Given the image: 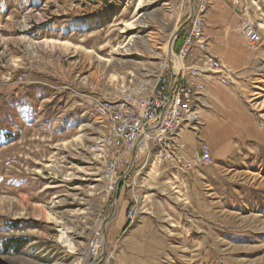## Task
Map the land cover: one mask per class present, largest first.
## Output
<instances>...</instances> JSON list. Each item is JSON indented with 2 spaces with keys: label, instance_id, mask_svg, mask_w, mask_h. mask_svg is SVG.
Wrapping results in <instances>:
<instances>
[{
  "label": "rangeland",
  "instance_id": "obj_1",
  "mask_svg": "<svg viewBox=\"0 0 264 264\" xmlns=\"http://www.w3.org/2000/svg\"><path fill=\"white\" fill-rule=\"evenodd\" d=\"M191 1L143 0L139 8V0H120L102 21L93 19L101 0H0L11 14L0 28V85L27 87L15 98L0 91V264H92L103 235L97 264H264V0L241 2L263 35L255 48L246 41L251 60L228 66V86L207 84L198 121H185L193 134L180 154L192 168L160 147L150 155L137 149L123 157L121 171L131 170L114 191L105 177L108 148L97 149L105 126L91 98H116L146 77L154 87L189 31ZM219 1L206 0L204 19ZM226 1L242 33V11ZM65 18L63 37L45 26ZM41 41L79 50L33 48ZM215 90L228 105L223 113L207 104ZM205 112L224 132L204 130ZM203 141L212 146L210 164L199 162ZM14 237L31 243L9 250Z\"/></svg>",
  "mask_w": 264,
  "mask_h": 264
},
{
  "label": "built area",
  "instance_id": "obj_2",
  "mask_svg": "<svg viewBox=\"0 0 264 264\" xmlns=\"http://www.w3.org/2000/svg\"><path fill=\"white\" fill-rule=\"evenodd\" d=\"M195 1L189 31L174 54L167 75H159L158 87H151V77H146L138 79L136 84H129L116 98H91V106H100L104 118H112V126H105L103 136L104 142H108L105 177L109 182V190L116 191L129 175L131 169L121 171L125 162L123 157L131 153L135 155L137 149L147 150L150 155L153 147H163V157L182 160L185 168L193 167V162H185L180 154L185 145L179 140V133L173 132V122L176 119H188V124L197 122L195 107L207 84L216 82L228 86L233 75L231 69L211 51L202 13L206 0ZM231 1L235 8L242 11L240 20L243 36L251 48L257 47L263 41L262 33L253 29L251 15L247 8L243 9L242 0ZM115 128H123V136H115ZM199 154V162L212 163L209 143H201ZM135 215L133 207L130 210V222L135 219Z\"/></svg>",
  "mask_w": 264,
  "mask_h": 264
},
{
  "label": "crops",
  "instance_id": "obj_3",
  "mask_svg": "<svg viewBox=\"0 0 264 264\" xmlns=\"http://www.w3.org/2000/svg\"><path fill=\"white\" fill-rule=\"evenodd\" d=\"M119 1L120 0H105V1L101 0L100 5L97 7L99 8V11H96L93 19L96 20L101 19L103 21L106 15L108 14L107 16H109V13L112 12L111 9H114V8L109 9L108 6L116 7ZM253 2L256 1L253 0ZM257 2L260 1L257 0ZM120 11L121 10H119L118 13ZM9 12L10 9H8L5 14L3 10V6L0 4V28L3 24V18L5 16L8 17L9 15H11ZM236 12L237 11L234 9V7L231 6L230 2H227L226 0H221L219 1V3L208 9V11L205 13V33L210 40L211 51L214 55L218 56L223 61V63H225L227 67L229 66L231 69L239 68L240 63L238 62H240L241 59L243 60L247 59V61L251 60L247 51L250 48L246 42V39L240 32V22L238 19L239 15ZM74 15L77 16V18L79 19V20L77 19L78 21H80V19H85L84 13H82L81 9L76 10ZM67 20L68 18L60 19V21H58L59 22L58 25L54 23H49L45 26L46 28L49 27L50 30H53L56 27L54 31L57 32L55 33L58 34L60 37H63L62 34L65 30H61L59 28L63 26L64 25L63 23ZM252 21H254L253 24L259 29V24L253 18ZM28 84L31 83L29 82ZM2 86L3 84L0 85V91L5 90L9 92L5 96H9L10 94H13L14 98L20 96L27 89V87L25 86L24 87L26 89L23 86L19 87L17 84L14 83L6 84L5 88H2ZM23 89L24 91L22 92ZM209 95H210V99H207V104L211 105L212 108H214L216 111L220 110V112L222 113L225 112V110L228 108V105H225V102H223L222 100L223 94L221 93V91L215 90L214 94L213 92H211ZM197 112H199V110H197ZM205 113L206 114L204 115L205 117L204 130H206L207 132H212V134L214 135L216 133L218 134L224 132L223 131L224 127L222 125L218 126V123L215 120L216 118L213 117V114L208 112ZM192 134L193 133L189 129V125H187L179 132V140L181 142L186 141L192 136ZM214 140L215 138L213 136H210V139L208 141H210L211 144H214L215 142Z\"/></svg>",
  "mask_w": 264,
  "mask_h": 264
},
{
  "label": "bare ground",
  "instance_id": "obj_4",
  "mask_svg": "<svg viewBox=\"0 0 264 264\" xmlns=\"http://www.w3.org/2000/svg\"><path fill=\"white\" fill-rule=\"evenodd\" d=\"M142 5H143V0H139V8H141ZM32 15H34V14L33 13H29L28 16L25 19V22L28 21L27 18L29 16H32ZM36 16L37 17L39 16V19H40L42 17V14H39L38 13ZM142 17H143V15L140 14L134 21H136L137 19H141ZM133 22L127 23V26L128 27H132L133 26ZM26 25H27V22H26ZM253 29H257V32H260L259 29H258V27H256L254 24H253ZM176 31L172 34L171 40L167 44V46H168L167 47V49H168L167 51H169V54H168L169 61L172 59V53L171 52H172L173 43L175 42V33H176ZM128 43H129V41H128ZM31 44H32L33 48L39 47V48H45V49H48V50L49 49H52V50L59 49V50H63V51L69 52V53L70 52H73V51L75 52V51H78L79 50L78 47H74V46H72V45H70L68 43L57 42V41H41L39 43H31ZM118 52H119V50H116V53H118ZM87 54L92 55L90 53H87ZM161 75H167V74H161ZM151 81L153 82L152 79H151ZM154 83L156 84L154 87H158V85H159V77L156 79V81ZM41 84H46V83L45 82H42ZM93 109H94L95 113L97 114V117L100 119L99 121L104 126H112V118H104V113L102 112V108H100V106H93ZM187 120L188 119H176V120H174V122H173V132L174 133H178L184 127V125L186 123L185 121H187ZM103 136H102V138H100L97 141V145H98V148L97 149L98 150H101L104 154H106L105 149L108 148V142H104V137ZM115 136H123V128H115ZM75 140H76V138H75ZM160 148L163 149V147H160ZM105 243H106V238L103 235L101 238L99 237V240L94 244L95 245V248H94L95 250H97L98 248L100 249L98 251L97 255H100L103 252Z\"/></svg>",
  "mask_w": 264,
  "mask_h": 264
},
{
  "label": "trees",
  "instance_id": "obj_5",
  "mask_svg": "<svg viewBox=\"0 0 264 264\" xmlns=\"http://www.w3.org/2000/svg\"><path fill=\"white\" fill-rule=\"evenodd\" d=\"M14 226L15 225H12L11 228H15ZM29 243H31V239L30 238H26V237H14V238H12V240L10 239V241H7V248L9 250H13L15 252H20ZM11 245L14 246V247H10Z\"/></svg>",
  "mask_w": 264,
  "mask_h": 264
},
{
  "label": "water",
  "instance_id": "obj_6",
  "mask_svg": "<svg viewBox=\"0 0 264 264\" xmlns=\"http://www.w3.org/2000/svg\"><path fill=\"white\" fill-rule=\"evenodd\" d=\"M191 2H192V3H191L192 12H191V13H193V11H194V0H192ZM177 34H178V31H176V33H175V40L177 39ZM170 66H171V65H170ZM105 238H106V236H105ZM106 240H107V238H106ZM105 252H106V243H105V246H104V250H103V252H102L100 255H97V256L95 257V259H94V261H93L92 264H97L98 261H99V259H100L101 257L104 256Z\"/></svg>",
  "mask_w": 264,
  "mask_h": 264
}]
</instances>
